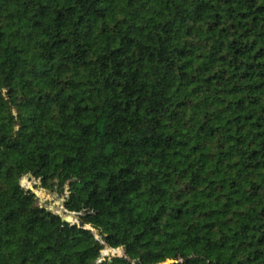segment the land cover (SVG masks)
Returning <instances> with one entry per match:
<instances>
[{"label": "trees", "instance_id": "1", "mask_svg": "<svg viewBox=\"0 0 264 264\" xmlns=\"http://www.w3.org/2000/svg\"><path fill=\"white\" fill-rule=\"evenodd\" d=\"M161 263L264 264V0H0V264Z\"/></svg>", "mask_w": 264, "mask_h": 264}, {"label": "rangeland", "instance_id": "2", "mask_svg": "<svg viewBox=\"0 0 264 264\" xmlns=\"http://www.w3.org/2000/svg\"><path fill=\"white\" fill-rule=\"evenodd\" d=\"M21 183L26 188L32 189L35 192L38 205L47 207L48 209L58 213L62 218L67 219L69 222L77 223L80 221V218L82 217L81 213H71L63 208L62 196H58L56 193L48 192L44 188L35 187L34 180H28L27 178H23ZM122 251V249H111L104 245L103 249L101 250V255L107 258H110L112 256H122ZM169 262H171V260H169Z\"/></svg>", "mask_w": 264, "mask_h": 264}, {"label": "water", "instance_id": "3", "mask_svg": "<svg viewBox=\"0 0 264 264\" xmlns=\"http://www.w3.org/2000/svg\"><path fill=\"white\" fill-rule=\"evenodd\" d=\"M54 213H55V214H58V213H56V212H54ZM58 215H59V214H58ZM63 220H64V221H68L67 219H64V218H63ZM171 262H175V260H171Z\"/></svg>", "mask_w": 264, "mask_h": 264}]
</instances>
